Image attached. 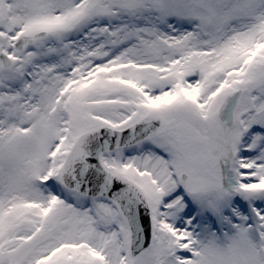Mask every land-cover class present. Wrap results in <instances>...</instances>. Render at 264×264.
Returning <instances> with one entry per match:
<instances>
[{"label":"snow or ice","instance_id":"1","mask_svg":"<svg viewBox=\"0 0 264 264\" xmlns=\"http://www.w3.org/2000/svg\"><path fill=\"white\" fill-rule=\"evenodd\" d=\"M0 264H264V0H0Z\"/></svg>","mask_w":264,"mask_h":264}]
</instances>
